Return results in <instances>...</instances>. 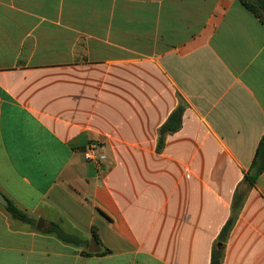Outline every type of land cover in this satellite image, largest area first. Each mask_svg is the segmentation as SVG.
Wrapping results in <instances>:
<instances>
[{
	"label": "crops",
	"instance_id": "obj_1",
	"mask_svg": "<svg viewBox=\"0 0 264 264\" xmlns=\"http://www.w3.org/2000/svg\"><path fill=\"white\" fill-rule=\"evenodd\" d=\"M263 136L264 24L239 0H0V193L33 220L0 205V264H210ZM223 264H264V172Z\"/></svg>",
	"mask_w": 264,
	"mask_h": 264
},
{
	"label": "trees",
	"instance_id": "obj_2",
	"mask_svg": "<svg viewBox=\"0 0 264 264\" xmlns=\"http://www.w3.org/2000/svg\"><path fill=\"white\" fill-rule=\"evenodd\" d=\"M241 4L248 9L252 14L261 20L264 24V0H255V3L248 0H239ZM263 10L261 13L259 10ZM185 111L184 105H179L176 110L170 115L167 122L159 129L157 152H161L164 148L166 136L171 133L177 132L182 126V118ZM264 172V136L258 146L256 156L249 172L245 175L243 181L239 184L232 201L231 215L222 228L217 240L213 243L211 251L210 264H223L226 244L228 238L235 226L237 217L246 201L249 191L254 187L257 179ZM7 200V199H6ZM8 201V200H7ZM6 211L16 220L23 223L32 224L33 220L22 212L12 201H8V206L5 207ZM48 233H53L58 239L63 242L74 244L77 240L65 234L57 225L47 230ZM94 238L98 242V236L93 230Z\"/></svg>",
	"mask_w": 264,
	"mask_h": 264
},
{
	"label": "built area",
	"instance_id": "obj_3",
	"mask_svg": "<svg viewBox=\"0 0 264 264\" xmlns=\"http://www.w3.org/2000/svg\"><path fill=\"white\" fill-rule=\"evenodd\" d=\"M100 144L93 142L85 150V159L96 166L102 165L103 156L101 155Z\"/></svg>",
	"mask_w": 264,
	"mask_h": 264
},
{
	"label": "water",
	"instance_id": "obj_4",
	"mask_svg": "<svg viewBox=\"0 0 264 264\" xmlns=\"http://www.w3.org/2000/svg\"><path fill=\"white\" fill-rule=\"evenodd\" d=\"M0 205L4 207L8 206V201L1 193H0ZM42 228H43V220H40L39 224L37 225V229L40 230Z\"/></svg>",
	"mask_w": 264,
	"mask_h": 264
},
{
	"label": "rangeland",
	"instance_id": "obj_5",
	"mask_svg": "<svg viewBox=\"0 0 264 264\" xmlns=\"http://www.w3.org/2000/svg\"><path fill=\"white\" fill-rule=\"evenodd\" d=\"M248 1H250V2H253V3H255V0H248ZM261 13H263V10H259Z\"/></svg>",
	"mask_w": 264,
	"mask_h": 264
}]
</instances>
